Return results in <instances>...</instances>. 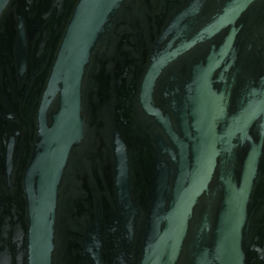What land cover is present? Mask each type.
Instances as JSON below:
<instances>
[{"label":"water","instance_id":"obj_1","mask_svg":"<svg viewBox=\"0 0 264 264\" xmlns=\"http://www.w3.org/2000/svg\"><path fill=\"white\" fill-rule=\"evenodd\" d=\"M172 3L0 0V264H264V0Z\"/></svg>","mask_w":264,"mask_h":264},{"label":"flooded vegetation","instance_id":"obj_2","mask_svg":"<svg viewBox=\"0 0 264 264\" xmlns=\"http://www.w3.org/2000/svg\"><path fill=\"white\" fill-rule=\"evenodd\" d=\"M171 1H173L172 4L175 6V9H173V10H176V7H178L180 5H186L189 0H171ZM169 11H171V10L169 9ZM87 195H89V193H87ZM105 196H107L106 191H104V192H101L100 191L99 194H98V196L94 195V200H97V199H100V200L101 199H106Z\"/></svg>","mask_w":264,"mask_h":264}]
</instances>
